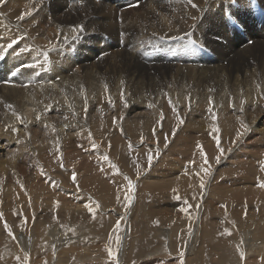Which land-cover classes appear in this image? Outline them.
Listing matches in <instances>:
<instances>
[{
  "label": "bare ground",
  "instance_id": "1",
  "mask_svg": "<svg viewBox=\"0 0 264 264\" xmlns=\"http://www.w3.org/2000/svg\"><path fill=\"white\" fill-rule=\"evenodd\" d=\"M69 1V8L63 9L56 6L60 5L59 0H54L55 15L49 17V28L42 25L39 15L43 9L36 0H6L0 4V46L6 47L13 39L19 41L9 49L6 58L0 60V174L5 180L16 176L20 181L22 177L31 176V180L36 181L40 173L33 175L32 170H40L39 161L51 154L54 157L50 160V175L44 173V178L52 181L55 187L59 186L57 180L62 174L69 183L67 185H75L72 168L68 170L60 153L71 152L89 141L85 135L95 138L99 132L98 137L102 140L97 142L103 149L108 145L104 153L114 162L115 169H138L140 165H136L143 163L141 156L146 158L152 150H158L160 154L164 152L162 141L156 143L157 148L151 146V142L164 132L163 122L170 126L175 121L178 123L176 119L183 121L181 134L186 132L192 137V130L200 129L202 124L211 123L214 119V124L223 125L221 129L224 131L220 133L224 135L219 136L217 131L210 139L212 146L215 148L216 140L220 138V147L226 151L243 142L254 145L258 138H264V7L261 0H193L196 8L187 0H141L137 7L128 9L124 6L137 3V0H106L112 3L107 18L117 37L114 42L122 47L108 57L107 69L100 64L86 67L90 55L84 56L80 52L82 49H71L70 44L80 46L88 35L91 38L92 33L100 34V27L96 25H103L104 21L99 15L94 14L93 18L85 16L83 0ZM100 9L105 11L104 7ZM29 11L31 15H24ZM235 13L251 24L260 16L261 24L257 21L254 25L258 28L239 37L232 29L231 20ZM22 15L24 19H19ZM72 25H83V31L75 40L72 39ZM65 36L68 37L67 42ZM248 39H253L254 44H249ZM22 47L27 51L13 54ZM46 51L49 54L47 62L44 57ZM200 52L207 53L210 58L215 56V59L219 54V66L216 68L212 60L200 58ZM92 53L95 55L97 50L92 49ZM226 60L228 65H225ZM31 64L35 67H22ZM165 77L166 81L170 78L181 84L180 90L152 92L157 88L156 80ZM196 112L206 118H194ZM114 118H123L126 123L121 120L124 124L120 126ZM142 119H145L141 124L147 129L145 134L150 136V140L133 141V137H139L134 135V128ZM187 123L191 126L189 131L183 128L188 126ZM242 123L247 125L246 130L241 127ZM127 126H130V132L133 130L131 136L124 128ZM237 132L243 134L238 137ZM210 152L216 156L220 153L212 148ZM233 164L227 160L221 166ZM247 168L243 169L248 171ZM257 170H264V161ZM202 173L189 175L188 183L196 185ZM244 188L247 192L248 187ZM201 193H206L204 188ZM247 227H244V232L252 244L246 241L240 245L233 238L234 241L219 240V249L223 251L219 264H264V234L261 236L259 233L263 239L259 242L257 236L250 235ZM142 234H147L146 228ZM213 234L211 237L214 239L216 236ZM25 236L23 240H26ZM70 240L59 237L48 241L47 245L51 249L63 248ZM20 243L30 251L29 242ZM130 243H133L132 251H135L141 246L142 239H133ZM160 243L165 250L168 242L162 240ZM55 251L52 264L58 262L60 251L58 248ZM204 251L200 263L212 264ZM206 259L210 263H206Z\"/></svg>",
  "mask_w": 264,
  "mask_h": 264
},
{
  "label": "rangeland",
  "instance_id": "2",
  "mask_svg": "<svg viewBox=\"0 0 264 264\" xmlns=\"http://www.w3.org/2000/svg\"><path fill=\"white\" fill-rule=\"evenodd\" d=\"M140 1L136 2L140 4ZM36 2L43 9V11L39 9L42 25L49 28V17L55 15L54 0H36ZM59 2L61 6L56 4L57 7L69 8V0H59ZM83 2V9L86 7L85 16L93 18L94 14L99 15L104 23L96 25L100 27V34H90L92 39L88 35L85 40H82L84 43L82 42L80 46L70 44L71 49L76 48V50L79 49L78 51L82 49L80 52L84 56L90 55L86 67L100 64L107 69L108 57L117 49L122 50L120 44L114 42L117 37L114 36V28L107 18L112 3L109 2V4L106 0H93L92 2L83 0ZM137 3H131L130 6L125 5L124 8L135 7ZM48 4L51 8L47 7ZM103 7L105 11L100 9ZM234 18L244 25L247 23L250 30L258 28L254 23L258 21L261 24L262 21V17L259 16L251 24L249 20H242L235 13L232 15V23ZM232 29L235 30L233 26ZM239 37H241L240 34ZM102 38L105 39V44ZM92 49L97 50L95 55ZM199 57L212 60L216 68L219 66V54L215 59V56L210 58L207 53L200 52ZM169 58L175 60L173 57ZM227 63L226 60L225 65H228ZM171 65L176 67L172 63ZM156 83L157 88L152 92L161 89L162 92L171 90L178 92L182 86L170 78L166 81V77L157 79ZM200 114L196 112L193 116L194 118H206ZM170 115L171 113L167 118ZM114 119L118 124L120 123V126L126 123L123 118ZM144 120L142 119L139 126L134 128V135L139 137H133V141L143 142L144 138L150 137L145 134L147 129L141 124ZM176 120L178 123L175 121L170 126H167V122H163L164 132L155 136L158 141L156 139L150 141L152 143L150 145L155 147L160 141L167 144L164 146V152L160 154L158 150L150 151L148 155L153 156L151 164L148 163V155L145 156L146 158L141 156L140 159L145 165L137 164L136 167L140 165L138 169L127 167L129 168L127 170L123 166H121L123 170L115 169L114 162L111 161L109 155L105 154L106 152L104 153L108 145H104L106 147L103 149L102 144L97 142L102 140L98 137L99 132L95 138L90 137L89 134H87L88 137L84 136L85 139H89L88 144L85 142L67 154L60 153L68 170L72 168L70 171L75 172L77 182L73 184L78 186L67 185L69 184L66 182L67 179L60 173V180H57L59 186L54 187L51 184L52 181H49L47 177L44 178V173L50 175L52 168L50 160L54 157L51 154L45 155L46 159L39 161L40 170H32L33 175L40 173L36 181L31 180V176L22 177L20 181L16 176L5 180L0 174V213L3 214L0 217V264H52L51 259L55 255L56 248L60 251L57 264H202L200 262L203 250H205L204 255L210 259L212 264H219L223 253L219 249L220 239L231 241L235 239L240 245H244L246 241L253 243L246 236L247 234L245 235L246 225L250 235L257 236L259 242H262L263 239L260 237L264 234L262 229L264 228V187L261 185L264 184V179L261 177L264 176V170L257 169L264 161V138H258L259 140L257 139L254 145L243 142V145L238 146L239 148L224 150L223 155L221 153L217 155L220 156L217 162V156L211 154L210 148L220 151L215 142V148L212 146L210 139L214 138L217 129L219 136L224 135L221 134L224 131L221 129L223 125L214 124L213 119L211 123L202 124L200 129L192 130L194 134L192 137L186 132L181 134L180 126L183 125V121ZM187 125L183 128L189 131L191 126L188 123ZM129 127L124 128L131 136L130 133L132 134L133 130L130 132ZM112 130L114 129L111 128ZM91 138L93 141L90 140ZM159 146L162 148L161 145ZM201 148L204 155L201 154ZM100 154L103 157L107 156L108 160L103 159ZM205 156L207 164L204 163ZM76 159L78 162L75 161ZM227 160L234 164L221 166ZM66 161L68 164H73L69 166ZM245 167H248V171L244 170ZM204 168H208L207 173ZM200 171L203 173L196 185L188 183L189 175L200 173ZM125 177L132 181V189L128 188V181ZM201 180L204 182L203 188L206 191L204 195L201 193ZM244 187H248L247 192ZM129 195L132 197L131 201L126 199ZM236 195L239 197H234ZM89 208L96 209L89 211ZM5 223L11 228V233L5 228ZM144 228L147 234H142ZM212 233H215L213 234V237L216 236L214 239L211 237ZM259 233H262L261 236ZM22 234H24L23 237L26 235V240H23ZM59 237L71 240L63 248L57 246L51 249L47 242L59 239ZM117 237H119V242H117ZM133 239H142L141 246L138 249L135 248V251H132L133 243L130 245V240ZM162 240L168 242L165 250H162L164 248L160 243ZM19 241L24 244L29 242L30 251L26 250L27 246L24 249ZM256 243L258 244V241ZM43 248L47 249L43 250ZM109 249L117 253L115 259L109 256ZM205 262L210 263L207 259Z\"/></svg>",
  "mask_w": 264,
  "mask_h": 264
},
{
  "label": "snow or ice",
  "instance_id": "3",
  "mask_svg": "<svg viewBox=\"0 0 264 264\" xmlns=\"http://www.w3.org/2000/svg\"><path fill=\"white\" fill-rule=\"evenodd\" d=\"M5 2H6V0H0V4L5 3ZM187 2H188V4L191 5L193 8H196V7H197V4H195V3L193 2V0H187ZM24 15H31V11L25 13ZM19 19H24V16L22 15L21 17H19ZM194 19H195V18H194ZM71 28H72V32L74 33L72 39H73V40L78 39V38H79V37H78V33L83 31V25H72ZM64 40H65V42H67L68 37L65 36V37H64ZM18 43H19L18 40L13 39V40H11L10 43L7 44L6 47H4V46H0V60H4V59L6 58V56L9 54V49H13V46H14V45H17ZM25 51H27V48H23V47H22V48L19 49L18 52H17V51H14L13 54H15V55H20L21 53H23V52H25ZM48 55H49V54H48V52L46 51V52L44 53V57H45V61H46V62H47V60H48ZM22 67L25 68V69H26V68H34V67H35V64H31V65H22ZM17 71H20V69H17ZM14 75H15V73H14ZM162 119H163V114H161V120H162ZM241 127L244 128L245 130L247 129V125H246V124H243V123L241 124ZM217 131H218V129H217ZM242 134H243L242 132H237V136H238V137L241 136ZM142 139H143V138H142ZM216 144H217V147L219 148V151H220L221 155H223L224 149L219 147V144H220L219 138H217V140H216ZM93 146L95 147V145H93ZM165 146H167V144H166ZM198 147H199V145H198ZM201 154L204 155V153H203V149H202V148H201ZM104 159H105V160H108V157L105 156ZM147 159H148V163L151 164V162H152V160H153V156H152L151 154H149L148 157H147ZM216 160H217V162H218V161L220 160V156H217V157H216ZM207 162H208V161H207V158H206V156H205L204 163L207 164ZM113 167H115V165H113ZM204 171L207 173V172H208V168H204ZM125 179L128 181V188H129V189H132V188H133L132 181H131L130 179H128L127 177H125ZM72 180H73L74 182H75V180H76V174H75V172H73V174H72ZM200 186H201V188L204 187V182H203V180H201V185H200ZM261 186L264 187V184H262ZM177 198L179 199V197H177ZM126 199L129 200V201H131L132 197L129 195V196L126 197ZM86 207H87V206H86ZM97 207H98V205H97ZM89 211H92V209L89 208ZM184 211H187V209H184ZM2 215H3V214L0 213V217H2ZM4 226H5V228L8 229V231L11 233V228L7 225V223H5ZM117 242H119V237H117ZM108 253H109V256L113 257L114 259H115L116 256H117V253L114 252V251H112L111 249L108 250ZM181 255H183V254L181 253ZM243 255H244V254L241 253V256H243ZM18 259H19V258H18Z\"/></svg>",
  "mask_w": 264,
  "mask_h": 264
},
{
  "label": "crops",
  "instance_id": "4",
  "mask_svg": "<svg viewBox=\"0 0 264 264\" xmlns=\"http://www.w3.org/2000/svg\"><path fill=\"white\" fill-rule=\"evenodd\" d=\"M146 223H147V221H146Z\"/></svg>",
  "mask_w": 264,
  "mask_h": 264
}]
</instances>
